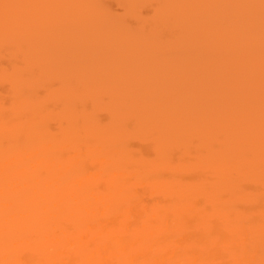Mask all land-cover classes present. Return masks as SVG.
<instances>
[{"label": "bare ground", "instance_id": "6f19581e", "mask_svg": "<svg viewBox=\"0 0 264 264\" xmlns=\"http://www.w3.org/2000/svg\"><path fill=\"white\" fill-rule=\"evenodd\" d=\"M0 264H264V0H0Z\"/></svg>", "mask_w": 264, "mask_h": 264}]
</instances>
